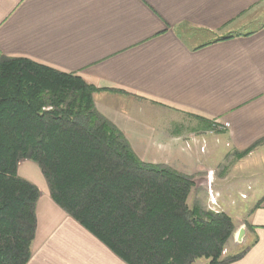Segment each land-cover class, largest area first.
Returning a JSON list of instances; mask_svg holds the SVG:
<instances>
[{"label":"crops","instance_id":"obj_1","mask_svg":"<svg viewBox=\"0 0 264 264\" xmlns=\"http://www.w3.org/2000/svg\"><path fill=\"white\" fill-rule=\"evenodd\" d=\"M3 57L81 76L98 90L97 110L122 132L124 119L146 123L142 102L167 115V141L199 134L182 166L190 177L200 164L212 168L209 157L223 142L237 153L264 140V0H0ZM207 122L223 130L209 134ZM18 175L40 190L28 264H127L54 202L36 163L21 161ZM243 217L234 222L248 249L228 264H264V192Z\"/></svg>","mask_w":264,"mask_h":264},{"label":"trees","instance_id":"obj_2","mask_svg":"<svg viewBox=\"0 0 264 264\" xmlns=\"http://www.w3.org/2000/svg\"><path fill=\"white\" fill-rule=\"evenodd\" d=\"M97 91L28 58L0 59V264L32 257L40 190L18 175L24 160L40 167L54 202L127 264L240 259L247 247L224 256L233 217L191 204L192 177L143 161L97 110Z\"/></svg>","mask_w":264,"mask_h":264},{"label":"rangeland","instance_id":"obj_3","mask_svg":"<svg viewBox=\"0 0 264 264\" xmlns=\"http://www.w3.org/2000/svg\"><path fill=\"white\" fill-rule=\"evenodd\" d=\"M114 104H117V102ZM140 104H142V107L138 108V111L142 114L140 118L145 119L146 123L144 125H137L135 122H126L125 119L121 123L132 148L145 162L159 164L184 174L185 172L182 169H188L187 167H189L186 153H190V151L186 149L184 142H176L171 139L167 141L163 135L162 128H166L165 122H167L166 114L161 113L162 111L159 110L150 113L148 112L146 103L143 104L141 102ZM119 105L126 111L132 110V106L129 105L127 99H120ZM111 115L108 116L110 119H113L114 117ZM140 144L146 146H140ZM231 149L226 146V142H223L218 147L216 153L213 154L215 157H209L213 158L211 162H207L212 168H206V163H204L205 165L200 164L201 171L193 173L192 179L196 180L200 186L193 191L191 204L194 202L200 203L209 209L207 178L208 173L211 171L213 172L212 188L219 196V207H215L213 210L226 212L233 219L241 220L244 219L243 216L247 213L248 206L257 192H264V149L260 150L255 159L246 158L243 162V158L237 157V153L231 152ZM183 165L187 167L182 168ZM199 174L206 176L204 184L203 182L200 183V180L198 181ZM217 189L221 190L222 193L220 194L216 191ZM242 193L247 195V200L241 197ZM240 225L243 224L238 222V226ZM243 246H245L243 242L235 244L233 238L231 244L227 245L226 255L239 253ZM229 247H232L231 251H228Z\"/></svg>","mask_w":264,"mask_h":264},{"label":"built area","instance_id":"obj_4","mask_svg":"<svg viewBox=\"0 0 264 264\" xmlns=\"http://www.w3.org/2000/svg\"><path fill=\"white\" fill-rule=\"evenodd\" d=\"M222 130H223V126H220L217 122H214L212 124V128L209 131V134H214V133H217V132H221ZM199 138H201V136L199 137V134H195V135L191 136L188 139L182 140V142H184L187 150H192L195 145L199 144ZM203 144L204 145L200 147V151L202 153H205V151H206V146H205L206 142L203 141ZM208 174L209 175H208V178H207V184H208V187H209V203H210L209 208L213 210L215 207H219V205H218L219 196L212 188L213 172L210 171ZM241 197L243 199H247V195L246 194H242Z\"/></svg>","mask_w":264,"mask_h":264},{"label":"water","instance_id":"obj_5","mask_svg":"<svg viewBox=\"0 0 264 264\" xmlns=\"http://www.w3.org/2000/svg\"><path fill=\"white\" fill-rule=\"evenodd\" d=\"M244 235H245V229L240 228V230L237 233V242H243Z\"/></svg>","mask_w":264,"mask_h":264}]
</instances>
